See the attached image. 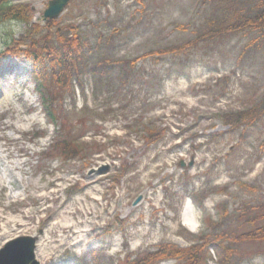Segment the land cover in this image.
I'll return each instance as SVG.
<instances>
[{
  "label": "rangeland",
  "instance_id": "obj_1",
  "mask_svg": "<svg viewBox=\"0 0 264 264\" xmlns=\"http://www.w3.org/2000/svg\"><path fill=\"white\" fill-rule=\"evenodd\" d=\"M49 1L16 2L29 5L32 23L44 28ZM262 1L72 0L51 33L69 36L68 28L79 25L92 41L98 34L110 38L89 62L107 61L111 86L96 91L88 71L83 90L72 82L74 93L60 97L54 86L56 124L49 123L34 88L32 59L22 51L1 62L0 250L32 237L40 264H97L93 252L107 264H124L163 244L188 249L196 244L192 235L222 220L223 207L226 233L264 225V118L237 131L219 119L264 95V37L255 31L197 37L228 12L237 13L226 18L235 16L231 23ZM26 29L0 24V52L7 35L20 40ZM197 39L183 55L150 56L134 69L127 64ZM30 42L21 39L22 50ZM122 68L133 85L118 79ZM153 126L161 134L149 145L145 134ZM34 131L46 135L32 140L27 134ZM59 136L98 147L83 160L43 163L41 153ZM116 176H122L119 182ZM185 212L195 230L185 225ZM257 215L254 224L246 222ZM236 248L239 258H247L240 264H264V242Z\"/></svg>",
  "mask_w": 264,
  "mask_h": 264
},
{
  "label": "trees",
  "instance_id": "obj_2",
  "mask_svg": "<svg viewBox=\"0 0 264 264\" xmlns=\"http://www.w3.org/2000/svg\"><path fill=\"white\" fill-rule=\"evenodd\" d=\"M17 0H0V24L13 23L25 24L27 29L24 35L20 36V40H26L27 37L31 39L29 47L24 51L22 50V43L17 40L13 35H7L5 38V45L7 49L0 52V59L7 54L18 55L19 52L25 54L32 59L34 64L33 79L35 81V89L40 95L43 110L46 117L51 124L57 123V108L55 107V101L57 99V93L55 94L53 87L56 86L59 92V96L63 92L74 93V84H77L82 90L85 83L82 80V75L87 71L93 75L95 89L100 90L103 86L109 92L111 86V78L109 77L110 69L106 62H89L90 55L95 52H99L105 49L110 42V38L106 39L102 34H98L94 41L90 37L84 34L82 26H73L68 28L71 30V35L64 36L60 32L51 33L53 26L57 24L55 22H49L42 28L39 24L32 23L31 9L27 4H20ZM262 5L255 6L247 14L241 13V16H237L236 19H232L236 16V12L231 11L227 14H223L221 19L214 27L209 31L203 32L200 39L214 38L215 36H222L229 33H242L245 31H255L264 37V0ZM235 14L234 17L226 18ZM227 21V22H226ZM196 37V38H197ZM112 38V37H111ZM195 39V38H193ZM195 42H185L181 45L161 48L145 53L143 56L133 60H128L127 64L129 69H134L137 63L141 60H145L152 56H180L187 53L189 50L195 47ZM201 42V41H200ZM198 42L196 46L200 43ZM109 62V60H108ZM110 64V63H109ZM48 68H51V76L48 78L46 72ZM118 79H120L122 85H133L127 77L125 69L120 70ZM50 80L51 82H47ZM74 84H73V83ZM52 85V86H51ZM61 97V96H60ZM264 118V95L255 104L250 105L244 110L237 112L227 113L219 116L221 122L230 126L229 131H237L242 127L253 126L257 122ZM87 120H83L84 127L87 126ZM161 132L157 131L155 126L149 128L145 134V140L150 145L156 143L160 138ZM33 137L32 140L40 138L46 135L44 131H34L28 133ZM147 144V145H148ZM98 147L97 144L85 145L83 142L76 138L74 142L70 143L68 139L64 137H57L45 151L40 155L41 161L51 162L52 160L59 159L61 161H68L71 159L86 158L84 155L86 151L94 150ZM126 170L131 169L129 165L124 166ZM122 176H116L113 178L114 182H119ZM79 186V185H78ZM71 190V193L75 192ZM224 191V190H223ZM227 217V210L223 207L221 214L222 220L210 221L209 225L212 230L201 232L199 235H192L196 244L192 245L188 249H181L174 245H160L156 250L145 253L135 260L131 261L129 258L124 264H159L162 261L176 259L177 264H203L206 261L213 260L216 257V264H240L244 256L239 258L237 256L238 249L236 246L243 242H264V225H256L252 230L240 234H229L222 230L224 226L225 218ZM241 218L244 219V216ZM260 216H255L251 219H246L249 224H254ZM263 219V218H262ZM206 221V220H205ZM208 224V223H207ZM211 253H214L213 255ZM93 257L96 259L97 264H107L102 261L99 252H93ZM78 264H84V259H78Z\"/></svg>",
  "mask_w": 264,
  "mask_h": 264
},
{
  "label": "water",
  "instance_id": "obj_3",
  "mask_svg": "<svg viewBox=\"0 0 264 264\" xmlns=\"http://www.w3.org/2000/svg\"><path fill=\"white\" fill-rule=\"evenodd\" d=\"M71 0H50L48 7L44 12L45 20H55L61 16L65 11ZM192 163H190V166ZM143 199L139 196L134 205H137ZM37 238L21 237L7 243L3 249L0 250V264H39L35 258V244ZM16 256L7 261L6 256Z\"/></svg>",
  "mask_w": 264,
  "mask_h": 264
},
{
  "label": "bare ground",
  "instance_id": "obj_4",
  "mask_svg": "<svg viewBox=\"0 0 264 264\" xmlns=\"http://www.w3.org/2000/svg\"><path fill=\"white\" fill-rule=\"evenodd\" d=\"M1 66H2V64H0V67ZM183 220H184L185 225L189 226L190 230H195V225H193V221L186 215V212L184 213ZM12 257L15 258L16 256H14L12 254L10 256L9 255L6 256L7 261L9 259H11Z\"/></svg>",
  "mask_w": 264,
  "mask_h": 264
},
{
  "label": "snow or ice",
  "instance_id": "obj_5",
  "mask_svg": "<svg viewBox=\"0 0 264 264\" xmlns=\"http://www.w3.org/2000/svg\"><path fill=\"white\" fill-rule=\"evenodd\" d=\"M6 240V238H4ZM0 243H3V241H0Z\"/></svg>",
  "mask_w": 264,
  "mask_h": 264
}]
</instances>
